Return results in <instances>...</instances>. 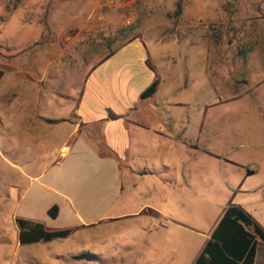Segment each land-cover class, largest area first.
I'll use <instances>...</instances> for the list:
<instances>
[{
  "label": "rangeland",
  "instance_id": "374dc122",
  "mask_svg": "<svg viewBox=\"0 0 264 264\" xmlns=\"http://www.w3.org/2000/svg\"><path fill=\"white\" fill-rule=\"evenodd\" d=\"M133 41L157 82L138 113L153 116L143 122L148 128L166 133L152 137L148 128L130 124L138 135L132 150L139 166L169 165L178 180L190 176L189 188H178L186 192V207L177 217L198 231L190 242L204 240L216 205H242L264 229V0H0V65L47 68L43 112L50 118L72 114L90 71ZM94 130L90 138L101 149ZM6 141L0 136L1 144ZM59 144L50 139L47 153L44 147L32 155L54 156ZM8 183L6 174L7 190ZM152 187L151 177L141 181L122 211L154 204ZM3 205L6 215L8 202ZM144 215L108 234L106 243L67 239L61 248L98 255L76 264H121L125 244L144 238L132 233L138 239H124L147 224ZM6 230L14 237L13 224Z\"/></svg>",
  "mask_w": 264,
  "mask_h": 264
},
{
  "label": "crops",
  "instance_id": "0c3cea01",
  "mask_svg": "<svg viewBox=\"0 0 264 264\" xmlns=\"http://www.w3.org/2000/svg\"><path fill=\"white\" fill-rule=\"evenodd\" d=\"M46 69L0 65V136L8 139L0 142V203L6 206L3 204L8 202L6 215L0 207V264H76L81 259L75 256L84 250L65 252L61 248L65 240L106 243L108 234L128 229L131 218L141 213L148 219L147 224L137 232L128 231L124 239H131L132 233L144 238L139 243L130 240L125 244L121 264H194L229 206L216 205L204 240L194 245L190 235L198 231L177 220L186 207L181 203L186 192L178 193V188H189L190 176L182 173L178 180L169 165L155 168L137 164L132 138L138 135L128 125L148 128L143 122L153 117L138 113L151 97L141 99L140 94L154 81L144 50L133 41L100 62L77 90L75 110L65 117L50 118L43 112V108L48 109L50 93L49 84L43 81ZM152 127L146 130L152 137L156 136L154 131L166 133L157 125ZM96 128L101 149L91 140ZM50 139L60 143L54 156L32 155L34 149L43 153L44 147L47 153ZM2 169L8 176L9 190L3 187L6 174ZM148 177L153 180L154 204L140 212L122 211L138 184ZM53 206L57 207L55 218L48 214ZM17 218L41 223L49 231L69 233L62 238L22 244ZM117 221L121 225L113 231L110 226ZM12 224L14 237L6 230ZM177 234L189 236V241L178 240ZM138 237L132 234V239ZM85 252L94 255L85 260L98 259V255ZM252 264H264V242L256 245Z\"/></svg>",
  "mask_w": 264,
  "mask_h": 264
},
{
  "label": "trees",
  "instance_id": "16d2710c",
  "mask_svg": "<svg viewBox=\"0 0 264 264\" xmlns=\"http://www.w3.org/2000/svg\"><path fill=\"white\" fill-rule=\"evenodd\" d=\"M2 75L0 70V78ZM156 86L157 82L154 80L141 92L140 98L152 96ZM48 214L55 218L57 207H51ZM15 223L19 230L18 240L22 244L62 238L69 233V230L49 231L43 224L26 219L17 218ZM258 242H264V229L241 208L229 206L224 210L194 264H252ZM93 257L94 255L86 252L75 256L77 259Z\"/></svg>",
  "mask_w": 264,
  "mask_h": 264
}]
</instances>
